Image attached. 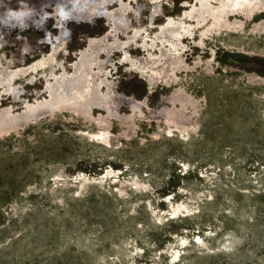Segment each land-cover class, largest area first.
<instances>
[{"label":"rangeland","instance_id":"1","mask_svg":"<svg viewBox=\"0 0 264 264\" xmlns=\"http://www.w3.org/2000/svg\"><path fill=\"white\" fill-rule=\"evenodd\" d=\"M29 1L0 0V16L19 10L26 29L0 25V115L43 101L36 91L56 65L71 74L77 59L85 78L101 51L111 61L97 63L90 86L98 77L115 101L94 117L76 103L0 133V264H264V15L224 29L222 5L209 2L204 49L184 40L179 84L165 90L135 73L144 56L130 45H154L174 22L190 32L180 14L195 0H113L110 17L93 9L87 19L111 0ZM46 33L52 42L40 43ZM124 46L132 61L121 66ZM168 63L158 68L173 74ZM171 94L174 105L157 106ZM124 96L134 106L120 111ZM100 131L102 143L86 134Z\"/></svg>","mask_w":264,"mask_h":264},{"label":"bare ground","instance_id":"2","mask_svg":"<svg viewBox=\"0 0 264 264\" xmlns=\"http://www.w3.org/2000/svg\"><path fill=\"white\" fill-rule=\"evenodd\" d=\"M31 1L33 2V0H30L29 2H31ZM57 1H59V0H57ZM61 1L63 2V0H61ZM61 1H59V2H61ZM75 1H78V0H75ZM122 1H124V0H122ZM211 1L215 2V3H218V1H219V3L223 7L221 10L218 9L220 12H218L219 14L217 13V15L222 18L220 24L223 26L224 29H229V27L234 25L233 22L234 21L236 22V20H241V21L243 20L242 21V28L246 27L247 24H249L250 22L255 20L257 17L264 15V8L263 7L260 8L261 6L258 7V6H254V5L250 6L251 4L243 5L244 3L239 6V4H241L240 3L241 1H239L238 3H235V2H233L235 0H195V5H193L190 8L184 9L183 12L180 14V19H186V18L190 17L189 20H191V22L193 23V24H191L190 32L184 31V29L183 30L180 29L181 26H178L176 24V22H174V24L172 26L173 28L167 27L162 31H155L154 34L158 37V40H156L154 45L148 43V41L151 39H143V36H142L141 39L144 41L143 45L141 47L140 46L132 47L130 45V48L133 50V52L136 51V52L143 54V56H144V57L142 56L143 60L139 61V65L136 66L135 63H133V61L129 57L132 55V53L130 52L131 50H129L130 48H127V46H129V45H127V46H124V48H123V50H125V52H124L125 57H123V60L121 62V66L129 65V62L132 61L131 65H133V68L136 69L135 73H137V74L139 73L142 78L147 79L150 88L155 86V84H156V86H159V84H160V85L164 86L165 90H168L169 87H172V86L179 84V82H177V80H176L175 75H176L178 70L183 71L184 67L182 68L181 65L179 66L178 64L173 62V58L177 57L178 55H180V57H181V55H184L186 53V51L188 50L187 47L186 48L184 47V40H188V39L196 40V38H199L200 39L198 41L199 43H195L193 45V52L198 50V49H204V45L206 43L205 42L206 38L203 35H201L199 33V31L202 30L206 25H208V23L214 18V16L210 15V12L212 10L210 11V9H206L207 4L209 5L210 4L209 2H211ZM10 3H12V1ZM252 4H256V3H252ZM116 5H117V1L113 2V0H111V2H108L104 5L96 4V6L89 7L90 12H88L87 14H83L84 15L83 17L86 19L91 17V15H92L91 12L93 9L104 10V11H107V13H108V10H105V9L115 7ZM183 5H186V3ZM198 7L201 8V10L203 9L201 12H205L202 14H205V16H207V17H205V16H200V17L194 16V15H196V9ZM110 12L111 11H109L108 14H103V12H101L100 14L95 13V16H97V17H104V16L110 17V15H111ZM154 14L155 13L153 12L151 15V18L155 17ZM3 15L4 14H2V16ZM214 15H215V17L217 16L216 14H214ZM119 16H120V14L118 15V17ZM147 18H148V16H147ZM60 28H61V26H60ZM131 33H132V31H131ZM119 36H120V34H119ZM124 36L125 35L123 34L122 37L124 38ZM148 36H151V35H149V33H148ZM91 41H92V43H97V39H94ZM101 41H104V37L99 39V42H101ZM135 43L138 44L139 41H137ZM80 51H81V53H83L84 51L89 53L90 50L87 46H85V50L80 49ZM115 51H117V50H115ZM202 52H205V51L203 50ZM103 58H104V52L101 51L100 54L98 55V58L96 59V62H95L96 64L92 65V68H91L92 70L90 69V67L87 68L85 78H82L80 76V62L81 61H79L77 59L75 60V62L72 65L73 72L71 74H68L65 72H59L60 69L55 64L57 67L56 66L52 67L51 72L49 71L50 72L49 75L47 73L45 74L44 79H45V81H47L46 86H44V88L41 89L40 91H36V97L37 98L44 97L45 99L43 101L37 100L33 104L27 103L25 108L22 111L11 112V111H9V109L4 110V112L0 115V121L3 124V126L1 127V130H0V133L6 134L9 131L14 130L15 128H20L23 125L30 123L33 119L41 118L44 114H47L50 111L56 110L58 107H60V108L63 107L62 111H69L68 108L74 106L76 103L77 104H84L85 103L87 108L89 109V113H90L91 117H94L96 115V113L103 114L109 105L114 104L115 100L113 101L112 99H110L108 97L109 95L107 94V92L104 93L103 90H104L105 84H98V77L95 79V83L92 84L93 86H90V81L94 79L92 74L96 71V69L98 67L97 63H101V65H102V63H106V61H111V58H109V57H107L106 60H104ZM81 60H82V58H81ZM162 61H169L170 65L168 63V66L169 67L171 66L172 69H174L173 74L166 73L163 70L158 68V66L161 64ZM41 62L33 63V64H31L29 66H25L23 69H21V71H23L25 74L24 77L31 75V71H33V70H36V74H38L39 73L38 66H40V64H42ZM137 62H136V64H137ZM45 65L46 64L44 63L43 66H45ZM165 66H166V64H165ZM247 67L248 68H254V66H252V65H248ZM256 69L260 70L261 68L257 67ZM87 71H89V72H87ZM98 72H99V70H98ZM21 73L22 72H19V73L16 72V74H18V76H20ZM102 77H103V73L100 76V80ZM52 79H54V81H55L54 83L50 82V80H52ZM40 81H42V80H40ZM28 84L34 85L35 82H28ZM96 84H97V86H96ZM23 92H25V91H23ZM23 92H20V95H22ZM9 94L12 95V93H10V92H9ZM18 94L14 95V97L15 98L18 97ZM76 94L79 96H76ZM174 96H175V94L161 96L156 102L157 106L162 108V106L166 103H169L171 101L174 103L175 102V100L173 99ZM175 99H177V98H175ZM122 101H124L123 104H121V100L117 99V102H119L120 111L123 110L124 108H127L128 106H130V107L134 106L133 101H131L128 97L124 96ZM172 102H171V104H173ZM177 102H179V101H177ZM59 103H63V104L60 106ZM179 105H180V103H179ZM182 108H183V106H182ZM156 110H158V109H156ZM152 111H155V110H152ZM168 121L166 119L165 122L169 125L170 122H168ZM170 126L171 125H169V127ZM86 134L92 140H95V141H98L101 143L105 142V140L108 139L106 134L104 132H101V131L96 132V133L87 132ZM112 174H114V173H112ZM125 184H127V183H125ZM81 187H82V184H81ZM143 188H144V186H143ZM143 188H142V190H143ZM137 189H140V188H137ZM80 191H81V189H79L78 194H80ZM177 209H179V208H177ZM173 214L174 213H171V217Z\"/></svg>","mask_w":264,"mask_h":264},{"label":"clouds","instance_id":"3","mask_svg":"<svg viewBox=\"0 0 264 264\" xmlns=\"http://www.w3.org/2000/svg\"><path fill=\"white\" fill-rule=\"evenodd\" d=\"M22 13L19 10H13V9H8L3 16H0V25H8L10 21H16L18 24L21 26V31H25L26 29L23 26V21H22ZM63 15V13H61ZM137 15L139 16V12H137ZM50 33H46L43 40L40 41V43H51L52 40L49 39ZM23 39V37H19ZM69 38H70V33H69Z\"/></svg>","mask_w":264,"mask_h":264},{"label":"water","instance_id":"4","mask_svg":"<svg viewBox=\"0 0 264 264\" xmlns=\"http://www.w3.org/2000/svg\"><path fill=\"white\" fill-rule=\"evenodd\" d=\"M171 216V214H169Z\"/></svg>","mask_w":264,"mask_h":264}]
</instances>
